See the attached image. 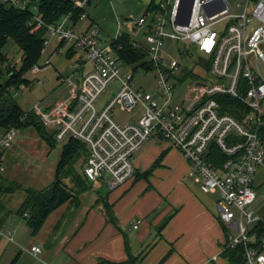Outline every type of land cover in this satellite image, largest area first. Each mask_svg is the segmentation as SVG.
Instances as JSON below:
<instances>
[{
  "label": "built area",
  "instance_id": "built-area-1",
  "mask_svg": "<svg viewBox=\"0 0 264 264\" xmlns=\"http://www.w3.org/2000/svg\"><path fill=\"white\" fill-rule=\"evenodd\" d=\"M87 1L77 2L78 7H87ZM1 2L38 12L33 0ZM154 5L155 11L136 22H119L110 40L103 39L96 26L80 32L77 25H67L69 16L52 25L35 16L32 31L45 30L44 49L53 40L50 57H68L71 52L76 77L64 79L68 97L47 108L37 104L30 111L58 142L74 139L85 144L84 178L111 191L135 177V155L150 138L167 141L194 168L201 190L219 196V219L236 232L228 247L243 248L244 264H264V236L255 243L250 234L264 216L248 209L257 196L255 177L264 166V0H239L240 14L230 0H155ZM221 23L226 24L221 32L213 29ZM143 29L147 47L138 39ZM125 35L134 50L147 54L150 69H136L122 58L124 48L118 42ZM167 40L178 44L181 58L197 57L195 69L178 57L161 55ZM51 67L48 58L30 73L36 76ZM139 70L156 72L158 95L137 87ZM181 87L183 96L176 101ZM107 91L111 99L98 105ZM138 106L136 121L119 124L111 118L115 107L133 113ZM18 132L15 127L0 131V177ZM214 150L227 160L214 157ZM31 251L40 254L42 249L33 246Z\"/></svg>",
  "mask_w": 264,
  "mask_h": 264
},
{
  "label": "crops",
  "instance_id": "crops-1",
  "mask_svg": "<svg viewBox=\"0 0 264 264\" xmlns=\"http://www.w3.org/2000/svg\"><path fill=\"white\" fill-rule=\"evenodd\" d=\"M135 170L113 191L85 179L87 189L55 209L37 234L26 219L0 214V264H235L228 246L236 232L219 219V196L201 190L181 152L153 136L136 153ZM255 202L249 210L264 216V206L250 209Z\"/></svg>",
  "mask_w": 264,
  "mask_h": 264
},
{
  "label": "rangeland",
  "instance_id": "rangeland-1",
  "mask_svg": "<svg viewBox=\"0 0 264 264\" xmlns=\"http://www.w3.org/2000/svg\"><path fill=\"white\" fill-rule=\"evenodd\" d=\"M230 1L234 8V12L240 14L242 11L236 6L239 0ZM147 9L148 7L142 0H114L113 2L107 0H93L91 4L85 8V15L78 22L77 29L82 32L92 26H96L101 30V37L105 40H110L116 35L119 22L124 21L126 18L136 22L147 12ZM71 23L72 21L70 20L67 25ZM225 27L226 24L221 23L215 25L213 29L221 32ZM138 39L144 47H147L148 44L144 36V29L139 31ZM54 45L55 42L51 40V46L44 49L40 61L42 64L49 58L52 67L36 76L30 73V71L27 72L25 76L26 81L23 84H18L19 89L13 88L11 90L14 100L24 111H30L37 104L41 105L42 108L50 107L63 98L68 97L70 94L64 79L71 76L76 77L75 70L70 68L74 59L68 58L66 55L59 56L57 54L50 57ZM180 47L184 48L185 46L181 44ZM3 54L6 57L7 63L14 62L17 69L21 68L22 52L12 40H9L6 47L3 49ZM161 55L163 57H167L168 55L178 57L184 66L191 70L195 69L197 57L185 56L181 58L178 55V44H174L172 40L165 41ZM145 62L147 63V61ZM5 66L6 63L3 65V74L0 78V82H5L4 76L7 73ZM197 71L204 73L205 69L197 68ZM83 72H86V69ZM37 80H41L44 83L39 84ZM135 81L138 88L158 95V78L154 70L148 72L144 70L137 71L135 74ZM184 90L185 87H181L177 97H175L176 101L182 98ZM110 99L111 94L107 91L100 98L98 105L102 101ZM110 115L111 118L119 124L130 123L138 120L140 117V107L138 106L133 113L122 112L118 107H115L110 112ZM65 143L66 142H59L54 148H50L34 127L19 130L12 147L7 153L6 171L2 178L10 182L21 184L23 189L40 191L47 188L56 180V170ZM79 150L80 149H77L75 152L78 153L82 151ZM84 165L85 160L81 157L74 165L75 172L83 174ZM62 184L65 185L67 189L72 188L70 179L62 181ZM256 184L257 200L250 209L264 206V169L259 175ZM25 197L26 194L24 191H18L14 194L3 196L0 201L4 204L6 210L3 212L2 219L11 217L9 221L15 220L17 223L22 222L26 224L25 219L19 217L18 214V210Z\"/></svg>",
  "mask_w": 264,
  "mask_h": 264
},
{
  "label": "trees",
  "instance_id": "trees-1",
  "mask_svg": "<svg viewBox=\"0 0 264 264\" xmlns=\"http://www.w3.org/2000/svg\"><path fill=\"white\" fill-rule=\"evenodd\" d=\"M85 0H33L38 7V12L32 9H18L13 6L5 5L0 0V78L3 72V65L6 63L7 73L4 76L5 82H0V131L10 129L11 127L22 130L28 127H34L40 137L54 148L59 142L55 139L41 123L39 117L32 111H24L19 104L14 100L11 90L19 89L18 84L26 81L25 76L36 64L40 63L44 52V35L45 30L33 32L34 17L41 16L47 25H52L60 21L62 18L69 16L74 25L85 15V8H80L77 2ZM92 1H87V6ZM155 0L151 1L147 11H155ZM9 40H12L22 52V66L17 69L16 64L8 62L3 49L6 47ZM118 44L124 48L122 58L136 69L140 67H148L146 56L147 54L141 50H134L131 46V37L125 35ZM73 54L70 52L68 58ZM232 113V112H231ZM54 142V143H53ZM80 149L76 153L75 151ZM214 157H217L221 162L227 160V156L218 150H214ZM87 147L78 140L71 139L66 142L60 162L56 170V180L47 188L37 191L34 189H23L21 184L10 182L0 177V199L5 195L14 194L18 191H24L26 197L18 210L20 217L27 220L32 234H37L42 228L44 222L49 215L58 207L62 206L69 200L77 198L83 193L88 185L85 182L83 174L76 173L74 165L81 157L86 159ZM72 159V160H70ZM72 184L71 189H67L62 181L69 180ZM6 210L4 204L0 201V214ZM253 241H257L264 236V221L256 224L251 232ZM253 242V243H254ZM230 249V248H229ZM230 258L235 264H244L243 248L237 247L230 249ZM122 264H134V258Z\"/></svg>",
  "mask_w": 264,
  "mask_h": 264
},
{
  "label": "water",
  "instance_id": "water-1",
  "mask_svg": "<svg viewBox=\"0 0 264 264\" xmlns=\"http://www.w3.org/2000/svg\"><path fill=\"white\" fill-rule=\"evenodd\" d=\"M192 4H193V2H191L190 13H191V9H192ZM189 20H190V16H189V19L187 20L186 24L189 23ZM124 21H125V22H128V21H131V19L126 18V19H124Z\"/></svg>",
  "mask_w": 264,
  "mask_h": 264
},
{
  "label": "snow or ice",
  "instance_id": "snow-or-ice-1",
  "mask_svg": "<svg viewBox=\"0 0 264 264\" xmlns=\"http://www.w3.org/2000/svg\"><path fill=\"white\" fill-rule=\"evenodd\" d=\"M210 43V42H209Z\"/></svg>",
  "mask_w": 264,
  "mask_h": 264
}]
</instances>
